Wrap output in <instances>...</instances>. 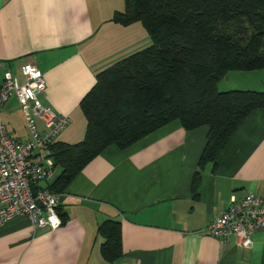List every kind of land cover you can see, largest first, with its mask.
<instances>
[{
	"label": "crops",
	"instance_id": "1",
	"mask_svg": "<svg viewBox=\"0 0 264 264\" xmlns=\"http://www.w3.org/2000/svg\"><path fill=\"white\" fill-rule=\"evenodd\" d=\"M122 9L123 0H0V63L20 82L24 63L41 72L39 103L68 118L55 142L82 139L78 103L94 76L149 46L139 23L111 21ZM216 90L264 92V69L229 71ZM0 120L8 136L27 138L13 97L1 107ZM206 132L172 121L124 149L104 148L57 194L58 228H33L23 216L0 226V264H107L96 233L105 219L120 225L122 254L114 264H264V229L251 235L247 248L233 236L202 233L230 196L264 198V108L244 118L212 164L198 168ZM56 169L39 185L50 184Z\"/></svg>",
	"mask_w": 264,
	"mask_h": 264
},
{
	"label": "trees",
	"instance_id": "2",
	"mask_svg": "<svg viewBox=\"0 0 264 264\" xmlns=\"http://www.w3.org/2000/svg\"><path fill=\"white\" fill-rule=\"evenodd\" d=\"M111 21L139 23L150 44L94 76L78 103L82 139L49 147L59 170L46 186L51 193H62L104 148L124 149L172 121L207 128L197 167L212 164L244 118L264 108V92L216 90L229 71L264 69V0H123ZM96 233L99 256L114 264L122 254L119 222L105 219Z\"/></svg>",
	"mask_w": 264,
	"mask_h": 264
},
{
	"label": "built area",
	"instance_id": "3",
	"mask_svg": "<svg viewBox=\"0 0 264 264\" xmlns=\"http://www.w3.org/2000/svg\"><path fill=\"white\" fill-rule=\"evenodd\" d=\"M0 72V109L13 97L28 133L25 140L12 138L0 120V226L11 217L23 216L33 228L55 230L61 225L56 213L57 194L39 184L52 175L49 147L64 130L68 118L39 103L37 96L45 85L34 65L19 66L21 82L1 63ZM259 229H264V198L246 192L239 199L230 196L226 207L202 233L216 239L233 236L247 248L251 246V235Z\"/></svg>",
	"mask_w": 264,
	"mask_h": 264
},
{
	"label": "rangeland",
	"instance_id": "4",
	"mask_svg": "<svg viewBox=\"0 0 264 264\" xmlns=\"http://www.w3.org/2000/svg\"><path fill=\"white\" fill-rule=\"evenodd\" d=\"M58 173V169H56L54 172H53V176L54 174H57Z\"/></svg>",
	"mask_w": 264,
	"mask_h": 264
},
{
	"label": "water",
	"instance_id": "5",
	"mask_svg": "<svg viewBox=\"0 0 264 264\" xmlns=\"http://www.w3.org/2000/svg\"><path fill=\"white\" fill-rule=\"evenodd\" d=\"M29 188H30V190L32 191V186L29 184Z\"/></svg>",
	"mask_w": 264,
	"mask_h": 264
}]
</instances>
